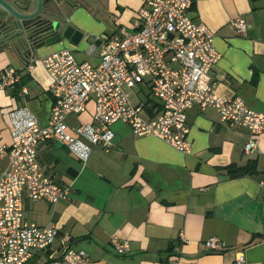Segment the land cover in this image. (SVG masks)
Masks as SVG:
<instances>
[{"label": "crops", "instance_id": "0c3cea01", "mask_svg": "<svg viewBox=\"0 0 264 264\" xmlns=\"http://www.w3.org/2000/svg\"><path fill=\"white\" fill-rule=\"evenodd\" d=\"M143 1L109 0L114 27L104 22V0L98 1V13L77 9L68 20L82 38L76 41L78 34L75 41L42 46L31 59L30 71L29 62L21 64L0 52V74L13 68L20 77L12 88L0 91V143H10L9 112L15 108L27 107L41 126L48 122L52 97L43 56L68 48L78 61L98 64V38L119 27L134 31ZM189 15L214 32V46L221 55L211 72L216 93L239 97L248 108L264 111V0H195ZM238 17L248 25L243 33L232 26ZM82 42L95 46L93 54L78 48ZM151 99L149 104L157 107V100ZM91 109L82 123L90 121ZM69 123L78 124L71 119ZM187 123L188 154L154 136H136L122 122L112 125L110 149L94 147L87 161L58 142L41 144L42 171L67 189L69 197L55 203L25 197L24 218L69 234L71 247L87 254L81 264H233L240 254L245 264H264V134L256 137L257 148L246 153L249 131L222 122L216 109L194 106ZM252 162L255 171L248 175L231 177L225 169ZM6 165L0 158V174ZM112 236L129 242L126 254L117 253ZM212 236L225 248L206 250L203 242ZM60 254L56 241L45 259Z\"/></svg>", "mask_w": 264, "mask_h": 264}, {"label": "built area", "instance_id": "2783aa9c", "mask_svg": "<svg viewBox=\"0 0 264 264\" xmlns=\"http://www.w3.org/2000/svg\"><path fill=\"white\" fill-rule=\"evenodd\" d=\"M195 0H144L136 13L135 30L119 27L100 36V62L78 61L68 48L43 56L40 61L49 78L52 107L48 122L41 126L27 107L9 112L11 140L0 143V158L7 160L0 174V264H28L46 255L56 241L59 257L49 256L45 264H81L83 250L71 247L69 234L54 225H38L24 218V199L55 203L69 197L45 174L38 161L39 146L55 141L66 146L81 161H87L94 147L108 151L114 140L112 125L126 124L136 136H154L177 151H191L187 114L194 106L214 108L222 122L249 131L244 151L257 148L256 137L264 134V111L248 108L239 97L219 96L211 72L220 60L214 46V32L201 20L190 17ZM237 33L248 25L243 18L232 20ZM89 46L87 54H93ZM30 60L28 70L33 68ZM20 77L13 68L0 74V91L12 88ZM141 86L158 106L141 100L133 103L127 89ZM91 119L70 125L71 117L87 112ZM158 108V109H157ZM119 255L126 254L127 240L112 236ZM206 250L218 251L225 244L212 236L203 242ZM172 264H178L174 261ZM233 264H245L240 254Z\"/></svg>", "mask_w": 264, "mask_h": 264}, {"label": "water", "instance_id": "95a60500", "mask_svg": "<svg viewBox=\"0 0 264 264\" xmlns=\"http://www.w3.org/2000/svg\"><path fill=\"white\" fill-rule=\"evenodd\" d=\"M50 0H0V52H8L21 64L30 62L44 45L63 39L79 41L83 33L67 26L61 31L54 20ZM49 25L48 28L44 26Z\"/></svg>", "mask_w": 264, "mask_h": 264}, {"label": "flooded vegetation", "instance_id": "af4514ba", "mask_svg": "<svg viewBox=\"0 0 264 264\" xmlns=\"http://www.w3.org/2000/svg\"><path fill=\"white\" fill-rule=\"evenodd\" d=\"M51 9L54 15V20L60 23L61 31L67 26H72L68 18L74 11L80 8L89 10L92 14L98 13L101 9L98 5L99 0H50ZM105 12L109 13V0H104ZM102 6V7H103ZM70 23V24H69ZM49 25L44 26L48 28ZM76 29V27H74ZM77 31V30H76Z\"/></svg>", "mask_w": 264, "mask_h": 264}, {"label": "rangeland", "instance_id": "374dc122", "mask_svg": "<svg viewBox=\"0 0 264 264\" xmlns=\"http://www.w3.org/2000/svg\"><path fill=\"white\" fill-rule=\"evenodd\" d=\"M112 14H109V13H106V19L104 20V22H105V24L107 25V27H114V23L112 22V16H111ZM71 21V20H70ZM71 24L73 23L72 21L70 22ZM69 23V24H70ZM74 24V23H73ZM75 25V24H74ZM92 42H94L93 40H92ZM89 46H91V42L90 43H88V42H82L80 45H79V49L83 52L84 51V53L86 54L87 53V49L89 48ZM77 56V55H76ZM139 89H140V87L139 86H136L135 88H133V89H127V91H128V93H129V97H130V99H131V101L132 102H134V103H138V102H140V99L142 100V99H145L146 98V94L148 93H146L145 91L147 90V89H145V91L143 92V91H139ZM92 104H90V106L88 107V112L89 113H91V108H92ZM84 114V113H83ZM83 114H81V115H79V116H75V117H71L70 119L71 120H75L76 122H78V123H82L83 121H84V116L85 115H83ZM46 255L44 254V255H42V257H37V258H35V263H33V264H45V262H46Z\"/></svg>", "mask_w": 264, "mask_h": 264}, {"label": "trees", "instance_id": "16d2710c", "mask_svg": "<svg viewBox=\"0 0 264 264\" xmlns=\"http://www.w3.org/2000/svg\"><path fill=\"white\" fill-rule=\"evenodd\" d=\"M151 101H153V100L150 98V96L148 94L147 98H146V103L149 104V103H151ZM225 169L227 170V172H229L231 177L244 176V175L251 174L255 171V163L252 162V163L245 165L243 167H238L234 164H231L229 166H226ZM33 263H35V258L32 259L28 264H33Z\"/></svg>", "mask_w": 264, "mask_h": 264}]
</instances>
